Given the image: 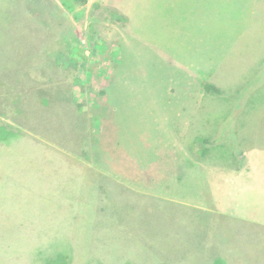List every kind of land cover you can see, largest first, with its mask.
I'll list each match as a JSON object with an SVG mask.
<instances>
[{
  "label": "rangeland",
  "instance_id": "374dc122",
  "mask_svg": "<svg viewBox=\"0 0 264 264\" xmlns=\"http://www.w3.org/2000/svg\"><path fill=\"white\" fill-rule=\"evenodd\" d=\"M103 61L115 150L176 128L178 70L220 91L199 99L200 168L264 153V0H0V264H264V227L218 208L205 173L97 164Z\"/></svg>",
  "mask_w": 264,
  "mask_h": 264
},
{
  "label": "crops",
  "instance_id": "0c3cea01",
  "mask_svg": "<svg viewBox=\"0 0 264 264\" xmlns=\"http://www.w3.org/2000/svg\"><path fill=\"white\" fill-rule=\"evenodd\" d=\"M127 16V21H129L130 13H127ZM14 36L17 37L16 34ZM111 54V51L108 52V55ZM22 59L21 53L19 61ZM15 61L18 62V60ZM102 63L101 72L99 67L97 68V79L103 81H97L100 89L97 88L96 114L101 133L99 148L107 154V157H103L102 160L99 159L97 164L105 165L109 172H124L130 179H136V175L142 173L145 180L180 181L179 179L186 178L188 175L197 176L193 178L201 180V175H198L203 172L207 175L210 193L218 208L224 212H226L225 209L230 208L232 211L227 213L264 227V153H260L251 147L249 151L242 153L238 163L224 167L200 168L201 162L198 158V161L195 160L200 152V137H195L193 130L198 125L197 117L201 111L199 99L210 94L204 90L206 83L197 82L191 74L176 70L175 82L169 85L168 89L169 92H172L169 93L171 95L175 91H179L182 101V107L177 113L176 128L165 132L168 135L166 138L161 137V143H148L146 138L139 143L135 140L127 151H117L115 150L117 127L113 124L114 116L111 118L110 110L104 109L107 105L104 88H108L116 82L114 70L117 64L113 67L104 61ZM1 67L6 68L3 64ZM145 76H148L147 72ZM208 84L214 85V83ZM126 89L124 99L135 93L129 82H127ZM236 113L238 112L236 111ZM105 115H107L106 120L104 119ZM166 128L162 125L161 130L164 132ZM172 134H176L174 138ZM173 139L175 141L172 143L171 140ZM202 140L208 141V146L213 145L211 140L207 138ZM209 148H204V150L207 149L206 154H208ZM201 155L205 156L202 151Z\"/></svg>",
  "mask_w": 264,
  "mask_h": 264
},
{
  "label": "trees",
  "instance_id": "16d2710c",
  "mask_svg": "<svg viewBox=\"0 0 264 264\" xmlns=\"http://www.w3.org/2000/svg\"><path fill=\"white\" fill-rule=\"evenodd\" d=\"M72 1H74L75 3H78V4L82 5V6H84V5H86L88 3V0H72ZM204 90L206 92H210V93H216V94H219L220 93V91H219V89L217 87H215L212 84H208V83H206L204 85ZM10 135L11 134L9 133L6 136H3V138L5 139V138L9 137ZM206 153H207V149H205V150L202 151V154L203 155H205Z\"/></svg>",
  "mask_w": 264,
  "mask_h": 264
}]
</instances>
